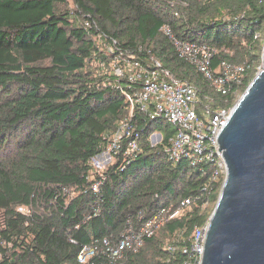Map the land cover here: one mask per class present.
<instances>
[{
  "label": "trees",
  "instance_id": "obj_1",
  "mask_svg": "<svg viewBox=\"0 0 264 264\" xmlns=\"http://www.w3.org/2000/svg\"><path fill=\"white\" fill-rule=\"evenodd\" d=\"M0 0V208L8 227L0 239L3 264H80L83 245L117 236L160 208L181 214L147 238L125 264H181L183 247L205 226L226 173L217 158L193 165L166 148L176 128L152 119L124 91L142 85L114 73V61L159 62L194 85L198 107L233 108L262 65L264 0ZM176 38L217 49L213 67L228 60L246 67L227 94L181 57ZM153 63V64H152ZM124 121L133 125L100 179L92 159L107 149ZM152 144L150 137L162 131ZM140 152L127 154L130 140ZM65 186L77 195L66 202ZM30 207L24 214L18 208ZM93 207L99 212L88 218ZM74 240V241H72ZM168 244L176 251L168 249Z\"/></svg>",
  "mask_w": 264,
  "mask_h": 264
},
{
  "label": "built area",
  "instance_id": "obj_2",
  "mask_svg": "<svg viewBox=\"0 0 264 264\" xmlns=\"http://www.w3.org/2000/svg\"><path fill=\"white\" fill-rule=\"evenodd\" d=\"M170 1L186 5L184 0ZM162 30L173 38L179 55L194 64L200 72L212 80L219 92L227 94L233 87L243 83L246 77L244 65L222 60L218 67L214 68L213 60L217 53L214 46L176 38L168 25H164ZM153 63L154 65L150 67L135 56L114 61L115 75L127 77L132 82L142 83L141 87L132 93L124 91L131 103L132 111L135 105H139L141 111L148 113L152 119L165 118L175 126L177 130L171 138V144L166 148L170 159L179 161L182 158H188L193 165H198L217 158L218 166L226 173L222 152L219 151L218 137L233 108L212 110L205 107L199 110L196 87L176 79L159 62L153 61ZM132 128L130 121L121 123L109 141L107 149L96 155L92 159V164L100 156L108 157L110 160L114 158L121 148L122 140L131 135ZM160 135L162 139V134ZM152 144L157 143L152 142ZM140 151L141 147L137 140H130L127 154L133 155ZM104 170H95L94 167L93 172L100 176V179L92 184L95 191L100 189L105 179ZM62 193L66 202H69L77 195V190L75 187L65 186ZM190 202V199H185L176 209L160 208L146 219H142L144 215L141 213L139 215L141 219L137 223L128 222L119 235H112L83 245L77 257L78 262L80 264H125L124 258L127 252L138 251L147 238L152 237L168 221L179 216ZM18 210L27 215L31 213L30 207L26 205L20 206ZM98 212L99 209L93 207L88 218L95 216ZM208 224L209 222L197 228L191 236V244L183 247L185 259L181 264H202ZM7 227L6 211L0 208V231ZM11 246L12 244L6 239H0V264H3L6 247ZM167 247L171 251H176V247L172 244H168Z\"/></svg>",
  "mask_w": 264,
  "mask_h": 264
},
{
  "label": "water",
  "instance_id": "obj_3",
  "mask_svg": "<svg viewBox=\"0 0 264 264\" xmlns=\"http://www.w3.org/2000/svg\"><path fill=\"white\" fill-rule=\"evenodd\" d=\"M218 144L226 178L202 264H264V49L261 68L234 105Z\"/></svg>",
  "mask_w": 264,
  "mask_h": 264
},
{
  "label": "rangeland",
  "instance_id": "obj_4",
  "mask_svg": "<svg viewBox=\"0 0 264 264\" xmlns=\"http://www.w3.org/2000/svg\"><path fill=\"white\" fill-rule=\"evenodd\" d=\"M172 127L174 128L175 126L172 125ZM163 131L164 130L157 131V133L155 132L154 134H152V136L150 137L151 141L154 143L160 142L161 138H158V135L162 134ZM113 162H114V158L110 160L108 157L103 158L102 156H100L93 161V165L95 167V170H102V169H106ZM98 163H100V165H98Z\"/></svg>",
  "mask_w": 264,
  "mask_h": 264
}]
</instances>
